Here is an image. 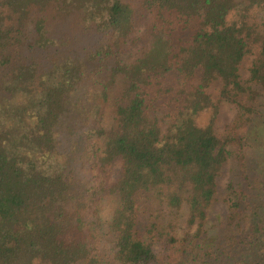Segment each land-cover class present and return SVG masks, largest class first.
I'll return each instance as SVG.
<instances>
[{
	"label": "trees",
	"instance_id": "16d2710c",
	"mask_svg": "<svg viewBox=\"0 0 264 264\" xmlns=\"http://www.w3.org/2000/svg\"><path fill=\"white\" fill-rule=\"evenodd\" d=\"M0 73V264H264V197L247 213L242 189L238 237L196 243L233 140L220 102L252 113L264 89V0H0ZM242 134L264 151V123ZM143 197L170 214L146 236Z\"/></svg>",
	"mask_w": 264,
	"mask_h": 264
},
{
	"label": "rangeland",
	"instance_id": "374dc122",
	"mask_svg": "<svg viewBox=\"0 0 264 264\" xmlns=\"http://www.w3.org/2000/svg\"><path fill=\"white\" fill-rule=\"evenodd\" d=\"M250 60L251 58L247 57L241 64L240 72L243 82L248 79L247 67ZM168 80V85L174 87L175 92V89L180 87V81L175 79L174 75L170 76ZM189 81L195 80L189 79ZM220 87L221 84L218 80L210 84L208 90L213 100L219 98ZM256 91H259V95L255 100L243 101L245 102V106L252 109V113H242L243 115H240L238 107L223 98L218 108L214 128L218 133L229 132L233 140L226 146L228 149L227 159L223 164L220 176L217 180L218 200L208 213L203 226L204 232L196 239V243H201L205 247H212L214 244L222 243L227 237L237 238L240 233H238L235 221H231L227 218L229 210L223 201V198L226 197L231 190L242 189L245 191L246 196L241 206L244 207L243 209L247 211V213L255 209V206L259 205L262 202V197H264V189H262L264 169L260 168V162L264 159V151L252 148L250 146V144H253L251 138L244 137V134H242L246 131V126L250 127L253 123L257 122L264 123V89ZM172 94L174 95V93ZM16 100H19V98H16ZM208 118V111H204L197 116V121L199 124L205 125ZM246 118H249V122L245 120ZM242 137H244V139H242ZM139 205L138 230L144 236L147 235L146 228L150 222L160 224L170 218L168 209L164 206L162 209H159V205H157L153 198L149 199L148 197H143ZM109 206L111 207V205L108 204V208L106 207V210L103 212L106 218L110 214ZM179 215V222L176 230L177 235L181 239L184 237L192 238L196 226L189 227L187 225V215L184 208ZM241 226L243 227V224ZM230 254L236 255V252H231Z\"/></svg>",
	"mask_w": 264,
	"mask_h": 264
}]
</instances>
